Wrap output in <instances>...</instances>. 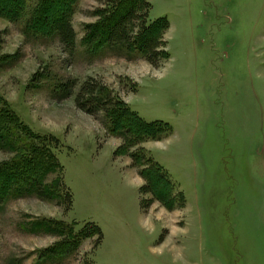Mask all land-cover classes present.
<instances>
[{
	"label": "rangeland",
	"instance_id": "rangeland-1",
	"mask_svg": "<svg viewBox=\"0 0 264 264\" xmlns=\"http://www.w3.org/2000/svg\"><path fill=\"white\" fill-rule=\"evenodd\" d=\"M103 1H77L72 55L55 37L25 33L24 19L0 18V105L34 136L59 140L61 192L72 197L68 211L56 192L0 202V264H264V0H149V21L169 23L158 68L137 52L85 46ZM87 78L145 121L170 125L143 148L183 203L141 209L150 196H140L130 159L113 156L121 142L102 114L55 96L60 83ZM13 157L0 150V163ZM94 225L103 234L95 250ZM73 236V253L45 256L70 250Z\"/></svg>",
	"mask_w": 264,
	"mask_h": 264
},
{
	"label": "trees",
	"instance_id": "trees-1",
	"mask_svg": "<svg viewBox=\"0 0 264 264\" xmlns=\"http://www.w3.org/2000/svg\"><path fill=\"white\" fill-rule=\"evenodd\" d=\"M77 1L0 0V18L11 23H19L24 19L25 33L55 37L63 50L72 55L76 49L72 13ZM102 5L99 21L85 27L82 39L85 46L97 51L118 48L137 52L153 68H158L169 59L164 39L169 23L165 18L149 21V0H104ZM36 77L37 74L33 78ZM76 88L77 92L74 93ZM56 91L58 100L73 97L75 107L82 113L91 117L102 114L107 134L121 142L113 156L121 154L130 159L131 167L143 180L139 189L140 196H150L148 200L141 199L142 210L157 202L170 211L176 202L185 201L184 194L177 190L168 172L148 156L143 148L146 142L170 136L172 128L169 124L160 120L145 121L94 78H87L81 84L75 80L60 83ZM58 146L59 140L56 137L34 136L17 122L5 106L0 105V150L14 154L10 161L0 163V202L15 194L36 195L43 200H51L56 192V198L66 204L65 210L68 211L72 197L70 193L64 195L61 192L63 171L53 151ZM48 175H56L50 185L45 183ZM94 233L97 238L93 250L103 239L97 225H94ZM76 240L73 236L70 250L60 252L53 246L46 250L45 256L73 253L77 246Z\"/></svg>",
	"mask_w": 264,
	"mask_h": 264
}]
</instances>
